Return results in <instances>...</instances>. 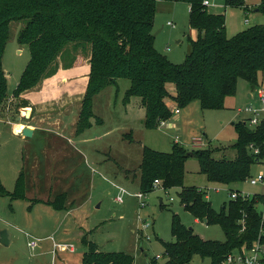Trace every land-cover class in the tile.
<instances>
[{"label": "rangeland", "instance_id": "374dc122", "mask_svg": "<svg viewBox=\"0 0 264 264\" xmlns=\"http://www.w3.org/2000/svg\"><path fill=\"white\" fill-rule=\"evenodd\" d=\"M212 1L214 6L208 9L226 17L228 38L251 27L264 26V14L256 12L262 0H244V7L226 6L227 0ZM156 2L155 48L171 63L181 65L194 41L189 5L167 0ZM169 22L174 27L169 26ZM25 25L24 21L11 23L3 58L9 91L0 108V180L5 189L13 193L23 175L26 198L0 197V233L7 230L13 241L9 246L0 242V260L4 264H82V256L87 251L82 239L86 238L103 252L133 256L135 264H165L168 261L165 244L175 242L174 215L203 239L225 242V233L219 225L196 222L183 207L181 189H169L166 193L155 190L153 184L154 192L144 199L146 207H139V199L134 194H146L139 184L143 147L160 153H171L173 145L190 153L209 149L216 160L234 161L238 141L235 124L248 123L249 130L255 129L250 123L252 115L245 109L264 107L259 99V93L264 91V72L259 74L257 88L239 79L236 94L226 98L223 109L203 110L198 101L181 108L173 97L166 98L171 118L166 119L165 127L158 124L156 130L144 127L145 110L140 98L125 100L130 80L119 79L117 86L104 89L94 98L91 128L71 138V130L64 135L50 132L49 119L56 118V125L61 123L67 127H73L76 122L77 130L88 86L90 48L68 45L35 87L16 96L14 92L31 59L29 47L18 41ZM169 92L174 95L176 90L170 86ZM176 108L180 109L179 114L175 113ZM27 110H31L29 119L25 118ZM260 120H264V112ZM28 124L44 128L29 138L14 134L17 125ZM82 139H90V142L79 144ZM194 139H201L202 147L194 148ZM70 142L87 158L90 155L92 158L85 163V157L79 154L64 157V148L72 149ZM261 173L264 174V166L252 167V176ZM184 187L201 189L204 199L217 213L233 200L231 191L245 196H264V183L254 186L249 180L231 185L210 182L195 157L186 162ZM121 189L127 192L122 203L117 200ZM63 192L67 194L64 211L35 202L53 201ZM257 210L263 213L264 204L258 205ZM145 221L151 222L153 227L140 231ZM30 241L38 244L34 250L28 246ZM60 243L74 244L75 252L54 253V244ZM157 256L161 259L156 260ZM62 258L66 259L62 261ZM189 264L213 262L195 255Z\"/></svg>", "mask_w": 264, "mask_h": 264}, {"label": "trees", "instance_id": "16d2710c", "mask_svg": "<svg viewBox=\"0 0 264 264\" xmlns=\"http://www.w3.org/2000/svg\"><path fill=\"white\" fill-rule=\"evenodd\" d=\"M167 1L188 4L190 26L199 32L198 40L191 41V52L181 65L171 63L155 48L156 0H0V108L9 91L3 58L10 25L21 21L26 25L18 41L29 47L31 59L14 92L16 96L35 87L68 45L90 48L89 81L77 123L78 135L91 128L94 98L104 89L117 86L119 79L131 82L126 101L132 97L141 99L147 130H156L162 120L171 118L166 98L173 97L181 108L198 101L203 110H219L224 108L227 97L236 94L239 79L247 81L252 88L259 86V74L264 72L263 25L228 38L226 17L211 13L203 5L204 0ZM244 3V0H227L226 6L244 7ZM258 10L264 14V0ZM170 86L176 90L174 95L169 92ZM247 124H235L238 141L234 161L216 160L209 149L190 153L173 145L171 153H160L143 147L141 191L154 192L156 180L162 181L165 190L181 189L183 207L196 219L219 225L226 236L225 242L205 240L174 215L175 242L165 244L168 258L165 264H189L195 255L222 264L229 254L243 247L251 248L258 239L261 213L257 206L264 203V196L232 200L217 213L204 199L201 189L184 187L185 165L191 157L198 159L201 172L212 183L231 185L247 181L252 176V167L264 159V120L253 130ZM251 146L259 149L260 154L255 155ZM0 197L25 199L23 175L13 193L0 180ZM66 202L67 194L61 193L46 204L64 211ZM82 243L87 249L82 264H135L133 256L127 253L103 252L86 238Z\"/></svg>", "mask_w": 264, "mask_h": 264}, {"label": "built area", "instance_id": "2783aa9c", "mask_svg": "<svg viewBox=\"0 0 264 264\" xmlns=\"http://www.w3.org/2000/svg\"><path fill=\"white\" fill-rule=\"evenodd\" d=\"M158 1H160V0H158ZM203 5L208 8L209 6H212L213 3L211 0H204ZM245 22L248 23V20L246 19ZM168 25L174 27L171 22H169ZM259 99H260V102L262 103V105H264V91L263 90L259 93ZM245 112L252 115V119H250L251 125L257 126L261 122L260 116H261V113L264 112V107H262L261 109H258V108L252 107V106L247 107L245 109ZM175 113L179 114L180 109L176 108ZM159 124L162 127H165L167 125V122H166V120H162ZM201 143H202L201 139H194L193 140V147L194 148H200V147H202ZM251 149H253V152L255 155L260 154L259 149H255L253 146H251ZM258 165L264 166V159L260 160L258 162ZM248 180H249L250 184L254 185V186L261 184V183H264V174L261 173V174H258L256 176H251L248 178ZM154 187H155V190L156 189L165 190V189H163L161 180H156L154 182ZM165 191L167 193V190H165ZM126 193L127 192L124 189H121V194L117 199L118 202L122 203L123 197ZM134 196L139 199V207L140 208L146 207L147 203L145 202L144 199L147 197V194L138 193V194H134ZM230 196L233 200H237L239 198H243V199L249 198L250 199L252 197V196H247V195L245 196V195L240 194V193L235 192V191L232 192ZM172 200L173 199H171V201ZM260 204H264V203H260ZM260 204H258V205H260ZM260 215H261V231L259 233L258 239L253 244V246L251 248L243 247L242 249L237 250V251L229 254L225 258V260L222 262V264H263L264 242L262 239L264 238V212L261 213ZM241 224L243 225V231H244L245 230V226H244L245 220L244 219L241 221ZM152 227H153V224L151 222L146 223V221H145L144 223H142L140 231H148ZM149 239L150 238L148 237V240ZM28 246L34 250L38 246V244L34 241H32V242L30 241L28 243ZM53 248H54V253H57V251L61 252V253L62 252L63 253L75 252V246H74V244H71V243L54 244ZM158 259H161V256H157L156 260H158Z\"/></svg>", "mask_w": 264, "mask_h": 264}, {"label": "crops", "instance_id": "0c3cea01", "mask_svg": "<svg viewBox=\"0 0 264 264\" xmlns=\"http://www.w3.org/2000/svg\"><path fill=\"white\" fill-rule=\"evenodd\" d=\"M212 1V0H211ZM212 3H213V1H212ZM189 11H190V9H189ZM256 12L257 13H259V14H261L260 12H259V10L257 9L256 10ZM211 13H214V14H216V12H211ZM217 14H219V13H217ZM258 21H260V19L258 20ZM261 23V22H260ZM192 30H194V33H192V40H194V41H196V40H198V38H199V32L197 31V30H195V29H193L192 28ZM233 33H236V32H233ZM231 35H234V34H231ZM191 49H192V47H191V45H190V52H191ZM89 72H90V69H89V67H88V74H89ZM88 81H89V76L87 77V82H86V84L88 85ZM86 92V91H85ZM140 104H141V99H140ZM142 105V104H141ZM143 107V106H142ZM145 110V109H144ZM19 119H21V118H18V120ZM57 120L58 119H56V118H50L49 119V131L51 132V131H53L56 135L57 134H62V135H64V134H66L67 132H69L70 130H71V132H70V135H71V138H75V137H77L78 136V134L76 133V131H75V128H74V125H75V123H73L71 126H73V127H67L66 125H61V123L59 124V125H56V123H57ZM64 124V123H63ZM18 126V125H17ZM20 126H24V125H20ZM27 126H30V127H32L33 129H34V133L33 134H35L37 131H41L44 127H40V126H34V125H27ZM25 127V126H24ZM14 132V134L16 135V134H18V133H15L16 132V127H15V131H13ZM90 142V139H82V140H80L78 143L80 144V143H84V144H87V143H89ZM70 147L72 148V149H70V148H64V150L62 151V153H64V157H71V158H73V157H75L77 154H79V156L81 155L82 157H85V163H87L88 161H89V159H91L92 157H91V155L87 158V156H85L84 154H83V152L81 151V150H79L78 148H76L75 149V145L73 144L72 145V142H70ZM66 147V146H65ZM75 149V150H74ZM66 150H68V152H66ZM77 152V153H76ZM59 154H61V153H59ZM88 160V161H87ZM139 184H140V182H139ZM64 193V192H63ZM39 202H43V203H45L46 204V202L47 201H49V200H38ZM72 209V208H71ZM70 209V210H71ZM196 222H201V221H199L198 219H196ZM13 243V241H11V244ZM75 246V245H74ZM76 248V247H75ZM83 257V256H82ZM66 258H62V261H64ZM0 264H4V261H2V260H0ZM148 264H150V262L148 263Z\"/></svg>", "mask_w": 264, "mask_h": 264}, {"label": "water", "instance_id": "95a60500", "mask_svg": "<svg viewBox=\"0 0 264 264\" xmlns=\"http://www.w3.org/2000/svg\"><path fill=\"white\" fill-rule=\"evenodd\" d=\"M30 117H31V110H27L25 118L29 119ZM19 120H21V119H19ZM33 133H34V129L32 127L25 126L18 135H20L24 138H29V137L33 136ZM0 242H1V244L5 245V246L11 245V237L8 234L7 230H3L0 233Z\"/></svg>", "mask_w": 264, "mask_h": 264}, {"label": "bare ground", "instance_id": "6f19581e", "mask_svg": "<svg viewBox=\"0 0 264 264\" xmlns=\"http://www.w3.org/2000/svg\"><path fill=\"white\" fill-rule=\"evenodd\" d=\"M24 126H16V133H20Z\"/></svg>", "mask_w": 264, "mask_h": 264}]
</instances>
